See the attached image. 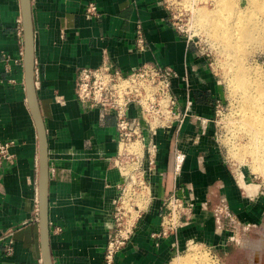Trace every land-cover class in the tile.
Returning a JSON list of instances; mask_svg holds the SVG:
<instances>
[{"label": "crops", "instance_id": "0c3cea01", "mask_svg": "<svg viewBox=\"0 0 264 264\" xmlns=\"http://www.w3.org/2000/svg\"><path fill=\"white\" fill-rule=\"evenodd\" d=\"M34 28L35 90L48 145V224L52 264H104L106 224L118 174L111 115L81 104L74 94L81 67L105 58L122 72L146 60L171 66L172 91L186 113L181 127L159 131L151 204L114 264H170L191 239L227 250L207 204L226 195L230 209L259 222L264 199L242 198L215 140L217 74L171 20L162 0H30ZM93 2L96 17L86 13ZM20 0H0V141H12L13 163L0 166V264H42L38 226V137L24 80ZM146 45L138 50L135 26ZM19 27L21 31L19 32ZM182 161L175 169L177 155ZM194 197V217L176 235L159 229L163 199ZM248 201V202H247ZM11 247L8 253L6 247Z\"/></svg>", "mask_w": 264, "mask_h": 264}, {"label": "built area", "instance_id": "2783aa9c", "mask_svg": "<svg viewBox=\"0 0 264 264\" xmlns=\"http://www.w3.org/2000/svg\"><path fill=\"white\" fill-rule=\"evenodd\" d=\"M86 13L96 17L97 6L90 2ZM18 23H21L20 19ZM135 44L138 50H143L146 45L139 22L135 26ZM174 77L171 66L153 60H146L128 72H122L105 58L98 66L81 67L77 72L75 98L88 108L99 110L102 117L111 115L115 122L116 153L108 158V164L116 170L119 180L106 224L108 239L103 254L104 264L115 263V256L131 240L151 204L150 176L156 169L158 132L178 130L186 116L172 91ZM220 109L217 97L214 100L216 116ZM12 145V141H0V166L13 163ZM175 161V169L178 170L181 155L178 154ZM194 209L195 201L191 194L171 192L162 201L159 229L152 233V237L176 235L183 226L191 223ZM212 210L216 224L221 223L222 217L230 215L223 197ZM6 248L9 253L11 247Z\"/></svg>", "mask_w": 264, "mask_h": 264}, {"label": "rangeland", "instance_id": "374dc122", "mask_svg": "<svg viewBox=\"0 0 264 264\" xmlns=\"http://www.w3.org/2000/svg\"><path fill=\"white\" fill-rule=\"evenodd\" d=\"M162 1L168 7L175 28L194 44L217 74L221 109L214 117L215 140L230 177L242 198L253 194L254 198L264 199V173L246 152L249 140L238 128L242 95L231 68L241 57L247 69L258 72L254 79L264 85V14L248 0L231 3L225 0ZM201 10L208 12L207 20L201 19L205 17ZM227 43L232 45L231 53L224 49ZM220 197L228 204L227 196L218 194L214 197L216 201L209 202L206 209L211 212L215 229L225 235L227 250L191 239L190 245L174 256L170 264L176 260L181 264H264V214L259 222H253L228 205L230 215L216 224L212 208Z\"/></svg>", "mask_w": 264, "mask_h": 264}, {"label": "water", "instance_id": "95a60500", "mask_svg": "<svg viewBox=\"0 0 264 264\" xmlns=\"http://www.w3.org/2000/svg\"><path fill=\"white\" fill-rule=\"evenodd\" d=\"M20 12L23 43V80L29 110L34 121L38 137V226L41 245V261L42 264H52L49 250L48 224V145L45 126L39 110L35 90L34 28L30 0H20Z\"/></svg>", "mask_w": 264, "mask_h": 264}, {"label": "bare ground", "instance_id": "6f19581e", "mask_svg": "<svg viewBox=\"0 0 264 264\" xmlns=\"http://www.w3.org/2000/svg\"><path fill=\"white\" fill-rule=\"evenodd\" d=\"M231 1L234 0H225L226 3H231ZM248 1L251 6L256 7L264 14V3L262 0ZM201 14L205 16L201 18L202 20L208 19L207 11H202ZM201 14L200 16H202ZM224 49L231 53L232 45L228 43L224 44ZM234 62L235 66H231V68L237 83L236 86L239 88L238 91L242 95V104L238 113V128L249 140L246 152L250 153L257 167L264 173V85L254 79L255 76L259 75L258 72L254 69H247L241 57H238ZM181 263L179 260H176L172 264Z\"/></svg>", "mask_w": 264, "mask_h": 264}]
</instances>
